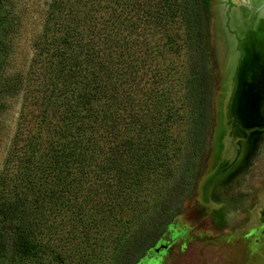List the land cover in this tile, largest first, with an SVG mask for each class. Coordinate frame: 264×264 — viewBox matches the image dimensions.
<instances>
[{"label": "trees", "instance_id": "16d2710c", "mask_svg": "<svg viewBox=\"0 0 264 264\" xmlns=\"http://www.w3.org/2000/svg\"><path fill=\"white\" fill-rule=\"evenodd\" d=\"M13 2L0 0V264H139L191 198L214 125L208 1L48 0L23 70Z\"/></svg>", "mask_w": 264, "mask_h": 264}, {"label": "rangeland", "instance_id": "374dc122", "mask_svg": "<svg viewBox=\"0 0 264 264\" xmlns=\"http://www.w3.org/2000/svg\"><path fill=\"white\" fill-rule=\"evenodd\" d=\"M13 3L14 10L21 20L18 38L15 39L13 65L15 70H23L32 56L30 45L39 31L48 0H14ZM215 14L217 19L212 12L207 15L209 68L215 80V121L202 160L198 183L183 211L139 264H264V136L262 146L257 145V154H254V159L247 164V170L239 177L241 182L237 192L242 195L241 199L229 200L215 194L219 187L215 182L211 184V181L218 172L225 171V165L220 166V169L198 186L201 178L207 176L214 167L216 142L222 129V108L227 79L224 70L230 69L234 64V57L226 64L225 52L220 51L219 35L224 36L226 51L231 48V41L223 34L218 24V11H215ZM256 41L259 42V49L261 47L256 54V63L263 64L264 30L257 33ZM18 107L19 100L4 118L10 130L9 135L14 130ZM249 136L254 140L255 135ZM5 143L6 140L0 148V160Z\"/></svg>", "mask_w": 264, "mask_h": 264}, {"label": "bare ground", "instance_id": "6f19581e", "mask_svg": "<svg viewBox=\"0 0 264 264\" xmlns=\"http://www.w3.org/2000/svg\"><path fill=\"white\" fill-rule=\"evenodd\" d=\"M232 26L241 35H248L250 37L247 42L249 60L242 66V72L239 76L240 88L232 107L237 127L232 131L233 136H226L223 141L224 151L229 148V144L231 148L232 143L237 147L235 153L237 157L230 168L225 169L223 172H218L211 181V184L215 182L219 187L215 194L227 197L229 200L241 199L242 195L237 192L241 182L239 177L242 172L243 174L245 173L249 158L257 153V145L262 143L264 136V63H256L257 51L261 49V47L259 49V42L256 39L257 33L264 30V9L254 13H235L233 15ZM218 38L221 40L220 44H218L220 45V51L225 52V63L229 64L232 57L226 51L227 47L224 42V36L219 35ZM229 130L228 127H225L224 131L229 134ZM251 134L255 135L253 137L254 140L250 139L249 135ZM232 150L234 149L232 148ZM223 155L224 153L222 152L221 157H225L226 159L230 157L229 155Z\"/></svg>", "mask_w": 264, "mask_h": 264}, {"label": "water", "instance_id": "95a60500", "mask_svg": "<svg viewBox=\"0 0 264 264\" xmlns=\"http://www.w3.org/2000/svg\"><path fill=\"white\" fill-rule=\"evenodd\" d=\"M218 26L216 25V28ZM223 33L230 39L231 41V48L228 50V55L230 57H235V61L233 66H231L230 69L228 70H224V72L226 73V83H225V95H224V100H223V108H222V129L220 131V136L216 142V159L214 161V167L212 168V170L210 171V173L207 176H204L201 178V180L199 181V185L201 186V184L204 182V180L214 174L218 169H220V166L225 165V169H228L232 166V164H234V162L236 161V156L234 157V159L230 160L226 159L225 157H221V153L223 152L224 155H226V152L228 150L224 151V145H223V141L224 138L226 136H233V132L231 131V127L233 125H235V117H234V111H233V103L234 100L238 94L239 88H240V79L239 76L242 72V66L244 63H246L249 60V51L247 48V42L249 41V36H244V35H240L239 36L242 37V42L240 43V49L243 52V56L242 59L240 60L239 66L237 67V49H236V42L234 41V36L229 34V32L227 30H222ZM247 65V64H246ZM236 71V73H235ZM228 75V76H227ZM233 79L236 80V85H233ZM225 127H228L230 130L229 134H227V132L225 133ZM245 131V130H243ZM229 153V151H228ZM223 155V156H224ZM222 160H221V159Z\"/></svg>", "mask_w": 264, "mask_h": 264}, {"label": "flooded vegetation", "instance_id": "af4514ba", "mask_svg": "<svg viewBox=\"0 0 264 264\" xmlns=\"http://www.w3.org/2000/svg\"><path fill=\"white\" fill-rule=\"evenodd\" d=\"M207 1H208V13L212 12L214 14L215 19H217L215 11H218V14L220 15L219 23H218L220 28L222 30H227L229 34L234 36V41L237 43L236 49L239 54V56H237L238 57L237 67H238L240 60L242 59V56H243V52L240 49V43L242 42V37H241L242 35L237 31V29H235L232 26L233 15L239 12H253V13L258 12L264 9V0H257V1H254V0H207ZM238 34H240L241 36H239ZM234 61H235V57H234ZM233 85L234 86L236 85V80L234 79H233ZM235 127H237L236 122H235V125L231 127L232 129L231 131H234ZM259 146H262V144L259 143L258 147ZM229 148H230V144H229ZM229 148L227 149L229 153L227 151L226 155H229L230 157L232 156V158L229 157V160H230L235 157L237 147L233 145L232 143V147L230 149ZM232 148L234 150H232ZM259 151H262V150L259 149ZM255 155L249 158L248 161L251 162L254 159Z\"/></svg>", "mask_w": 264, "mask_h": 264}]
</instances>
